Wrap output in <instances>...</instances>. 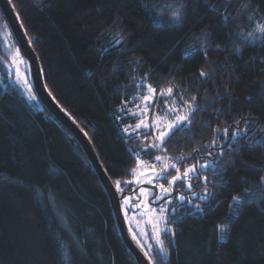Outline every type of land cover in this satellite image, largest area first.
<instances>
[{
    "label": "trees",
    "instance_id": "1",
    "mask_svg": "<svg viewBox=\"0 0 264 264\" xmlns=\"http://www.w3.org/2000/svg\"><path fill=\"white\" fill-rule=\"evenodd\" d=\"M14 3L46 88L86 133L113 184L132 181L135 154L148 164L155 155L168 157L182 170L209 164L191 190L178 182L161 200L175 198L168 212L175 235L162 236L169 251L165 264H264V40L246 43L238 35L264 18V0ZM165 3L171 8L161 16L158 6ZM175 8L179 21L171 18ZM7 34L20 50L0 9V264H137L83 148L9 79ZM146 85L158 93L172 86L179 104L181 94L184 100L196 97L189 130L171 135L163 152L145 151L151 137L123 131L134 123L128 107ZM121 187V205L129 197L132 215L139 188L133 182ZM233 196L241 197L239 206ZM126 222L141 236L134 221ZM145 244L153 245L160 264L150 233Z\"/></svg>",
    "mask_w": 264,
    "mask_h": 264
},
{
    "label": "snow or ice",
    "instance_id": "2",
    "mask_svg": "<svg viewBox=\"0 0 264 264\" xmlns=\"http://www.w3.org/2000/svg\"><path fill=\"white\" fill-rule=\"evenodd\" d=\"M8 4L11 5L13 11L16 13V19L20 21V26L23 27L22 19L19 15V10L16 8V4L14 3V0H8ZM248 5H244L243 7H247ZM160 15L163 16L167 13V9L171 8V5L165 3L161 6H158ZM255 13H253L254 15ZM181 11L179 8H175L171 11V18L173 21H179L181 18ZM225 20H228L229 17L225 16ZM249 20L252 19V16L248 17ZM27 33H25L26 35ZM239 36L242 37L244 42H252L257 39L264 40V22L257 23L254 27V29L248 33H238ZM31 43V41H29ZM119 43V41H117ZM11 52V49H9ZM239 51V49H237ZM206 55V53H205ZM11 65L15 68V79L13 80V83H15L17 86H20L27 99L29 101H36L37 97L36 94L33 91L31 83L26 79V77H22L19 71V64L24 63L25 61L20 55V50L16 49L15 52L10 57ZM7 75L9 79H12L13 77V71L12 68H9L7 71ZM206 73L204 71L200 72V76L204 77ZM147 88V94L143 95L140 99L143 102H149L153 108H157V111L153 114L151 118V123L147 122L145 118H140L138 122H136L135 126L127 125L124 127L123 131L126 133L129 137H132L133 135L136 136V138H140L141 136L144 137V139H148L151 137V142L146 146L145 151L147 148H152L155 150H158L160 152L165 151V144L168 138H170L171 135L176 134L177 132L181 134H185L191 124V116L193 112H195L196 106L195 101L196 97L192 96L191 100H184L183 96L181 94V100L182 104H176L175 100H172L171 103H169V100L167 98L172 97L173 95V87L169 86L166 89H162L159 93L161 97H164V104L166 106V110L163 114H160V110L157 107L155 103V96L157 94L156 88L152 87L151 85H146ZM49 96H52V93L48 92ZM53 101H55V97H53ZM125 104L128 103L127 101L124 102ZM136 107L143 113L147 114L149 112V106L148 104L145 105L143 109H140L139 104L136 105ZM124 107L120 108V111H124ZM133 116L136 115V113H132ZM171 115V118L169 116ZM119 119V117H117ZM150 130V131H149ZM220 130L218 129L217 132ZM223 136L225 138L228 137V129L225 128L222 130ZM246 132V130H245ZM86 134V133H85ZM238 135L236 131H233L231 133V136L235 138ZM213 144H215V141H213ZM222 154V153H221ZM156 162H159L160 167L157 168L156 163L148 164L144 162L139 154H135V167L131 169V175L135 179V182L137 184L140 183H148L150 185H153V187L158 188L160 190V194L155 197V201H159L162 199H165L167 196H169L173 190L174 187L178 185V182L180 186L186 185L189 190L192 189V183L191 181L193 179H199V176L197 175L200 169H207L209 167L208 163H202L199 164V169L195 164L181 169L180 166L177 165V163L171 161L168 157H162L161 155H155L154 157ZM171 170V171H170ZM151 172L152 175H149L148 173ZM169 176L171 178H169ZM142 178V179H141ZM205 181V190L207 189V175H204L203 177ZM122 183H132V181H122L120 179H117L114 181L115 184V190L116 192L122 193L123 189L121 187ZM168 185V186H166ZM140 195L141 196H148L149 193L145 191L143 188L140 189ZM181 202H183L186 198L183 195H180L177 197ZM201 199H207V195L201 196ZM233 205L239 206L240 203H242V199L240 196H233ZM166 203L170 204L171 201L166 200ZM144 203V202H141ZM188 203H191V201H188ZM130 205V198L125 197L123 199V204L121 205V210L124 211L125 219H128V212L127 208ZM233 205H230L232 207ZM139 205H137L138 207ZM197 211H202L199 204L195 205ZM172 213L176 212V209L173 208ZM169 210L165 208L164 206H160L159 210L157 211L156 208H150L147 203H144V210L141 212L142 217H147V219L144 221L145 224L150 225L151 227V239L155 241L156 249L159 252L160 257V264H165V261L168 258L169 251L165 247L164 240L162 239V236L165 232L171 233L172 236L175 235L174 230L170 227L171 221L169 219L168 215ZM226 227L224 225L218 226V231L220 233L226 232ZM129 232L132 235V239L136 241L138 247L140 248L143 257L147 261V264H156L157 256L154 254L153 251V245L148 244L147 246L142 243L138 237L137 233L133 231L132 227H129ZM141 235L147 236V231H142L140 233Z\"/></svg>",
    "mask_w": 264,
    "mask_h": 264
},
{
    "label": "water",
    "instance_id": "3",
    "mask_svg": "<svg viewBox=\"0 0 264 264\" xmlns=\"http://www.w3.org/2000/svg\"><path fill=\"white\" fill-rule=\"evenodd\" d=\"M0 9L4 14V17L11 29L13 36L15 37L19 48L24 55L25 59L29 63L30 76L33 82L34 92L43 105V107L66 129L72 134V136L77 140L80 146L85 151L90 163L95 169L98 177L100 178L104 188L106 189L112 203L114 214L121 231L122 238L130 250V252L136 258L137 264H147V261L143 257L140 248L135 244L130 236L127 222L125 220L123 211L121 210V201L119 193L116 192L115 186L111 179L105 172L102 164L100 163L96 152L92 146L87 135L78 127V125L73 122L68 115L63 111V109L58 105L56 101H53L52 96L48 95V89L44 83L42 69L35 53L34 49L30 45L27 36L20 26V21L16 17V13L13 11L11 5L8 4V0H0Z\"/></svg>",
    "mask_w": 264,
    "mask_h": 264
},
{
    "label": "rangeland",
    "instance_id": "4",
    "mask_svg": "<svg viewBox=\"0 0 264 264\" xmlns=\"http://www.w3.org/2000/svg\"><path fill=\"white\" fill-rule=\"evenodd\" d=\"M257 22L258 23H261V22H264V18L263 17H261L260 16V18H259V20H257ZM260 39H257V40H255V41H259ZM6 41H7V48L8 49H11L12 50V52H10V55H12L14 52H15V50L16 49H18V48H16V46H14V44H13V41H12V38H11V35H9V34H7L6 35ZM20 55H21V53H20ZM9 68H12V71H13V77H12V79H10L11 80V82L13 83V80L15 79V68L11 65V63L9 64V66H8V69ZM19 71H20V74H21V76L22 77H26V79L28 80V76H27V74H26V69L24 68V63H21V64H19ZM29 81V80H28ZM14 85H16L15 83H13ZM17 86V85H16ZM19 89H20V91H21V93H22V95L24 96V98L33 106V107H35V108H38L40 105H39V100H38V98H37V100L36 101H29L28 99H27V97H26V95H25V93H24V91H23V89L20 87V86H17ZM34 91V90H33ZM35 93V92H34ZM160 93V92H159ZM159 93L157 92V94H156V96H155V103H156V105H157V107L159 108V110H160V114H163L164 113V111L166 110V106H165V104H164V97H161L160 95H159ZM147 94V89L145 90V91H143L142 93H140L139 95H137L136 97H135V99L133 100V105L129 108L128 107V113L131 115V118H132V120H133V124H130V125H132L133 127L135 126V124H136V122H138V120L140 119V118H145L146 120H147V122H149V123H151V118H152V116H153V114L157 111V108H153L152 107V105L149 103V102H143L140 98L143 96V95H146ZM37 97V96H36ZM168 100H169V103H171V101L172 100H175V98L173 97V95H172V97H169V98H167ZM176 102V101H175ZM137 104H139V106H140V109H143L144 107H145V105L146 104H148V106H149V112L147 113V114H145V113H143V112H141L137 107H136V105ZM176 104H178L179 105V103L178 102H176ZM132 113H136V115L135 116H133L132 115ZM169 118H171V115L169 116ZM135 119V120H134ZM150 131V130H149ZM141 158V157H140ZM142 159V158H141ZM143 160V159H142ZM144 161V160H143ZM144 162H146V161H144ZM147 163V162H146ZM152 163H156L157 165L159 164V162H156L155 160L154 161H152ZM159 167H160V164H159ZM158 168V167H157ZM149 175H152V173L151 172H149L148 173ZM142 179V178H141ZM132 182L134 183V185L136 186V187H138L139 188V195H137V196H141L140 195V189L141 188H143L145 191H147L148 193H149V195L148 196H141V201L140 202H138V203H136V205L137 204H139V209H138V211L137 212H135V213H133L132 215H130L129 213H128V223L131 225V223L134 221L135 222V227L137 228V231H139V234L142 232V231H147V233L149 234L150 233V235H151V227H150V225H147V224H145L144 223V221L147 219V217H142L141 216V212L144 210V203H147L148 205H149V207L150 208H156L157 209V211L159 210V207L160 206H164L165 208H167L168 210L170 209V206H171V203L173 202V200L175 199L174 198V196H172L171 195V197L168 199L169 201H171V203L170 204H168V203H162L161 202V200H159V201H155V197L157 196V195H159L160 194V190L158 189V188H155V187H153V185H150V184H148V183H140V184H137L136 182H135V179L133 178L132 179ZM171 194H172V192H171ZM141 202H144V203H141ZM156 204V205H155ZM149 227V228H148ZM141 235V234H140ZM137 237H138V239L142 242V243H144L145 244V238H146V236H144V235H141V236H138L137 235ZM146 245V244H145Z\"/></svg>",
    "mask_w": 264,
    "mask_h": 264
}]
</instances>
